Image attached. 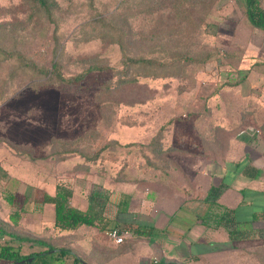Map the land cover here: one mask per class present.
I'll return each mask as SVG.
<instances>
[{
  "label": "rangeland",
  "instance_id": "obj_1",
  "mask_svg": "<svg viewBox=\"0 0 264 264\" xmlns=\"http://www.w3.org/2000/svg\"><path fill=\"white\" fill-rule=\"evenodd\" d=\"M57 2L62 9L67 6L66 0ZM116 3V0H93V7L107 14ZM88 6L89 0H74L73 9L59 19L65 37L63 43L66 53L61 58L65 75L80 72L85 68L84 62L87 60L81 59L82 56L97 55L100 59H107L111 66H117L121 62V53L115 44L99 40L83 41L85 37L71 39L81 21L86 17L90 18L91 10ZM244 7V0L220 1L212 16L217 22H213L215 25L209 28L212 36L208 35L203 41L209 43L208 49L215 46L224 53L233 42L235 45L237 42L244 44L247 38L245 34L248 32L244 22ZM29 9L25 0H0V23H6L0 25V97H11L0 102V175L1 171L8 175V179L0 176V218L9 220L10 215H16L19 223L12 227L14 231L37 239L50 237L56 245L71 247L87 264H157L160 260L176 261L190 255L198 257L197 260H187V264H242L241 256L236 254L242 250L247 251L248 248H255L258 242L252 239L231 241L228 239L226 228L223 225H215L218 215H222L226 208L220 201V192L231 182L234 176L232 170L223 175L219 185L212 186L217 188V191L211 193L208 189L205 195L203 193L192 197L194 200H181L182 196H179L172 204L174 208L178 207L174 212H164V209L161 212L163 200L156 201L150 196H154L155 192L146 190L151 187L150 182L114 181L109 176V164H106L108 172L101 173L99 166L89 167L82 162L80 156L73 154L60 161L59 153H63L68 147L66 142L85 133L101 131V115L96 98L100 82L107 77L108 72L92 75L78 86L39 88L37 79L29 86L28 74L15 72L21 64L13 57L8 58V54L23 53L35 63L48 65L53 53V41H50L53 26L35 20V12ZM77 11L83 14H78ZM46 26L49 28L48 32ZM157 26L155 18L146 24L148 29L150 27L153 30ZM195 41L192 44V40L191 44L193 50L197 51L199 41L196 38ZM247 63V60H243L240 67L244 74L250 62ZM13 66L16 68L13 69ZM198 67L199 65L186 66L188 74L182 84L173 81L166 87L160 83L142 80L140 84L124 88L118 95L122 103L115 116L117 123L111 128L108 136L122 144L147 142L159 124L164 122L171 112L176 111L178 105V110L181 111L183 108L180 105L190 101V97L193 98L195 93L201 96L213 92L214 86L220 85L219 101L224 102L225 97L234 95L235 86L238 85H221L239 81L240 70L226 66L219 57L209 60L203 70L196 73ZM12 72L16 73L13 76L15 79L7 83L9 73ZM18 86L21 87L20 90ZM240 86L242 92H247V82ZM251 91L257 92L255 88ZM187 117L182 115L174 125L179 135L182 132L192 133V121ZM102 133L105 134L104 131ZM254 133L253 149L262 152L263 136L255 131ZM227 136L230 137L229 134ZM179 140V136L174 133L171 142L177 143ZM184 142L189 146L191 144L188 139ZM188 145L187 150H195ZM178 156L176 152L171 158ZM127 173L128 177H136V168L129 167ZM171 176L172 178L168 179L174 182L187 179L175 171ZM259 176H262V172H259ZM211 179L214 181V176H211ZM58 182L67 184L76 191L71 204L95 214L99 227L104 230L100 231L98 226L83 227L76 232H64L59 235L52 229L53 207L51 204L40 206L39 202L42 194L52 193ZM182 188L184 196L191 193L195 195L193 184L188 182V185ZM164 189V185L159 186V190ZM96 193L99 194L97 201L88 199V195L95 196ZM255 194L259 196L255 197ZM9 196L12 197L11 203L7 200ZM140 196L147 199L143 198L145 203H141ZM206 196L212 204H209L206 198L204 200ZM245 196L254 198L246 207L240 206L236 217L241 221L248 218L249 211L253 208H264V192H258L254 188L251 190L247 185L238 193L241 199ZM147 203L152 208V222L157 228H154L151 237L136 236L134 229L138 226L137 222L145 221L148 216V209H145ZM208 211L210 219L207 220V225L195 222L196 216H205ZM168 222L187 230L185 237L182 230L174 225L168 226ZM110 228L127 231L128 234L122 243L115 244L105 235V231ZM195 231L201 233L203 242L195 243L199 238L192 235ZM256 233L258 232L255 231ZM211 236L214 238L210 242ZM0 240H7L14 248L19 247L22 254L38 249L27 243L20 244L16 240H10L7 236Z\"/></svg>",
  "mask_w": 264,
  "mask_h": 264
},
{
  "label": "trees",
  "instance_id": "obj_2",
  "mask_svg": "<svg viewBox=\"0 0 264 264\" xmlns=\"http://www.w3.org/2000/svg\"><path fill=\"white\" fill-rule=\"evenodd\" d=\"M221 0H116V5L107 13L99 12L93 7V0H89L90 18H84L76 29L71 39L84 38L83 41L99 40L118 46L121 53V62L117 66H111L108 60L100 59L97 55L92 57H80L85 68L80 72L65 75L62 71V56L66 53L65 37L61 31L60 20L73 9L74 0H66L67 6L62 9L57 0H25L30 9L35 12V20L46 23L52 27L50 41H53V53L50 63H35L27 55L17 52L8 54V58H15L21 66L15 72L21 71L28 74L27 83H33L37 79V87L52 88L59 85L78 86L83 84L92 75L108 72L107 77L100 82L96 102L101 115V131L85 133L75 140L66 142L68 145L60 154V161L67 156L77 155L83 159V163L90 166H99L101 173H107L106 164H109V176L114 181H148L163 179L178 169V165L171 158L173 153L199 154L206 157L217 158L226 150V142L229 139L224 125L241 127V117L248 113L247 105L241 99L230 97L224 102L219 101L220 85L214 86L215 90L203 95H194L190 101L180 105L183 109L176 111L166 118L164 122L154 130L147 142L122 144L109 137V131L117 123L115 116L121 106L118 99L119 93L127 86L140 84L142 80H149L168 87L171 82L182 84L186 80V66L199 65L196 73L203 70L205 63L219 57L225 65L237 69L240 79L233 83L239 85L246 78V73L241 71L240 51L231 47L224 53L220 49L204 43L209 33V28L217 22L213 19L214 10ZM244 22L251 29H259L264 32V0H244ZM92 10L94 12L92 13ZM76 12V11H75ZM78 14H83L79 13ZM59 13V14H58ZM74 13V12H73ZM155 18L158 26L154 30L146 27ZM37 22V21H36ZM6 23H0L5 25ZM49 28L46 26V32ZM212 36V35H211ZM195 38L199 50L192 48ZM193 40V43H192ZM208 42V41H207ZM192 43V44H191ZM2 47V44L0 45ZM0 47V50H1ZM107 61V63H106ZM262 63L256 61V64ZM16 73H9L7 83L14 81ZM21 87L18 86V90ZM11 98L9 95L0 97V102ZM221 102V104H220ZM224 109V110H223ZM243 114V115H242ZM182 115H186L192 121V133L182 132L179 135L174 129L176 121ZM241 115V116H240ZM187 117V118H188ZM256 124L263 129L264 120L258 122L255 116H251ZM239 119V120H237ZM229 124V125H228ZM104 131L105 134L102 132ZM179 136V142L173 143L174 135ZM172 135V136H171ZM186 139L191 141L190 146L194 151L187 150ZM183 140V141H181ZM189 146V145H188ZM189 146V147H190ZM190 151V152H189ZM65 153V154H64ZM136 168V177H128L127 169ZM114 174V175H113ZM1 177L8 179L6 172L1 171ZM211 193L217 188L211 187ZM76 191L62 182L55 184L54 192H44L39 202L53 206L54 217L51 221L52 229L59 235L64 232H76L83 227L100 226L95 214L82 210L71 204ZM217 194V193H216ZM98 193L88 195L91 201H97ZM12 202V197L7 198ZM209 204L212 201L206 198ZM39 206V207H40ZM92 210V208H90ZM123 210V209H121ZM226 213V215L224 214ZM210 211L205 216L198 217L201 224H208ZM17 216L12 214L9 220L0 218V239L6 236L10 240H16L20 244L27 243L37 247V251L22 254L18 248H14L7 240H0V264H87L71 247L56 245L53 239H37L24 236L12 229L17 222ZM98 224V225H97ZM215 225H223L226 228L228 239L231 241H246L253 239L255 231L247 223L236 221L234 210L226 207L222 215H218ZM99 230H104L99 227ZM136 236L151 237L154 227L145 223H138L134 229ZM241 256V253L239 254ZM250 262L264 264V255L252 250ZM28 261V259H30ZM187 260H197L195 255L176 261L160 260L157 264H187Z\"/></svg>",
  "mask_w": 264,
  "mask_h": 264
},
{
  "label": "crops",
  "instance_id": "obj_3",
  "mask_svg": "<svg viewBox=\"0 0 264 264\" xmlns=\"http://www.w3.org/2000/svg\"><path fill=\"white\" fill-rule=\"evenodd\" d=\"M246 28L248 32L245 34L247 35V38L244 44L242 45L236 41V45L233 42L231 46L233 50L240 51V66H242L243 60H247V64H249L250 62V64L248 65V69L245 72L247 75L246 78L242 80L238 86H235L236 89L233 92L234 95H232V97H234L235 99H241L247 105L246 108L247 110H249V112L244 115L242 114L243 116L240 115L241 117H245L241 120V123L245 122V124H242L241 127L236 128L233 124L230 126L224 125V131L227 130V132L230 133V137L225 144L227 148L222 156L212 158L194 153L179 154L177 158H173V160H175L178 165V169L175 172L179 174L181 173L188 180L185 179L182 181L178 180L174 182L168 179L172 178V172L170 176L167 177V179H164L162 182L159 181V179L151 182V187H149V189L146 188V190L155 192L154 196L153 194H150V196L153 197V199H155L156 201L163 200L161 203L164 204V208L160 207L161 212L163 209L164 212L168 210L174 212L178 207L175 206L174 208L172 204L173 201L177 199V197L182 196L181 200H184L185 198H195L196 195H202L203 193L205 195L207 190L211 189L212 186H217V184L219 185L220 179H222L223 175L232 170L234 172V176L232 177L231 182L225 185L226 188L221 190L220 201H222V203L226 207L234 210L236 221L240 223H247L253 230L258 232L254 236L255 239H252L253 241L256 240L258 242V245L255 248H248L247 251H241L242 264H254L250 262V259H252L250 253L252 250L258 252V255H264V208H261L259 210L253 208V210L249 211L250 213L248 214V218H243L242 221L237 220L236 214L239 212V208H241L240 206L245 205L246 207L247 204L252 203L255 195V197L259 196L258 193L254 196H245L242 199L239 198L238 193L244 190L247 185L249 189L251 188V190L252 188H254V190H257L258 192H264V149L262 152L255 151L253 149V143L255 141L253 139V134L255 136L254 131L258 134H262L264 140V128L261 129L257 124L253 123V119L249 118L251 115L255 116L258 122L264 120V32L259 29H251L247 24ZM256 61H262V63L256 64ZM245 82L248 83L249 87L247 89V92H242V86L240 85ZM252 88H255L257 92H252ZM216 96L218 97L219 94H217ZM230 97L231 95L229 97H225L223 100L229 99ZM192 164L193 166H197L194 168ZM218 164L223 166H219ZM259 172H262V176H259ZM216 174H220V176L217 177ZM211 176H214V181L211 179ZM215 177L217 178L216 181ZM111 178L114 180L113 177ZM188 182L193 184V186L195 187V195H192V193L187 196H184L185 194L183 195L184 190L182 186L185 187L186 185H188ZM160 185L165 186V189L163 191L159 190ZM140 197H142L140 198V200L142 201L141 203H145V201H143V198L145 197ZM147 198L150 197L147 196ZM193 198L192 200H194ZM205 198H207V196L204 197V200ZM145 200L147 199L145 198ZM263 200L264 199H262V201ZM145 209H148V211H146L148 216L145 215L147 217L146 220L138 221L137 223H145L147 225L153 226L154 228H157V225L152 222V218L154 217V215L151 212L152 208H150V205H148V203L146 204ZM156 210H158V208ZM170 217L171 214L169 218ZM197 219L198 217L196 216L195 222H198ZM167 224L168 226L174 225V227L178 228L180 226L171 224L169 222ZM179 229L180 231L182 230L183 237H185V234H187V230L181 227ZM192 235L199 237L197 238V241L195 240V243H201L204 241L203 239H201V233H197L195 231V233H193ZM212 238L214 237H209L210 242ZM239 254L237 253L236 256H238Z\"/></svg>",
  "mask_w": 264,
  "mask_h": 264
},
{
  "label": "built area",
  "instance_id": "obj_4",
  "mask_svg": "<svg viewBox=\"0 0 264 264\" xmlns=\"http://www.w3.org/2000/svg\"><path fill=\"white\" fill-rule=\"evenodd\" d=\"M127 231L119 230L116 228H110L105 231V235L110 238L115 244H120L123 242L124 238L126 237Z\"/></svg>",
  "mask_w": 264,
  "mask_h": 264
},
{
  "label": "water",
  "instance_id": "obj_5",
  "mask_svg": "<svg viewBox=\"0 0 264 264\" xmlns=\"http://www.w3.org/2000/svg\"><path fill=\"white\" fill-rule=\"evenodd\" d=\"M31 260V258L30 259H28V261H30Z\"/></svg>",
  "mask_w": 264,
  "mask_h": 264
}]
</instances>
